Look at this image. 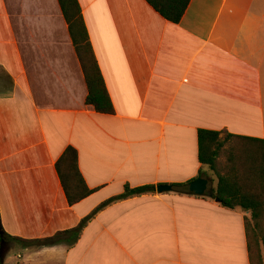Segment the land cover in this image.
<instances>
[{
	"label": "crops",
	"instance_id": "obj_1",
	"mask_svg": "<svg viewBox=\"0 0 264 264\" xmlns=\"http://www.w3.org/2000/svg\"><path fill=\"white\" fill-rule=\"evenodd\" d=\"M114 111L88 86L58 0H0V215L24 240L51 237L125 187L184 183L111 203L68 246L7 240L3 264H252L242 208L206 196L199 131L264 140V0H191L179 23L146 0H79ZM95 191L70 205L68 147ZM7 251L4 252V247Z\"/></svg>",
	"mask_w": 264,
	"mask_h": 264
},
{
	"label": "trees",
	"instance_id": "obj_2",
	"mask_svg": "<svg viewBox=\"0 0 264 264\" xmlns=\"http://www.w3.org/2000/svg\"><path fill=\"white\" fill-rule=\"evenodd\" d=\"M68 24V30L75 51L81 62L88 86L87 104L93 105L97 111L112 113L114 106L106 86L102 70L90 40V34L79 0H58ZM164 18L179 23L191 0H146ZM233 141L228 149V162L221 169L219 157L226 143ZM199 160L201 164L213 171L217 178V186L206 194L228 209L242 208L250 212L245 217V230L248 241L249 257L252 264H264V140L245 135L225 133L217 130L201 129L199 131ZM64 190L70 205H74L91 195L95 189L88 187L79 168L78 151L70 146L57 162ZM184 183L173 184V191L179 194L192 195L190 184L196 179ZM155 185L130 187L127 185L123 193L110 198L97 207L90 215L73 229L57 232L51 237L35 240H24L10 235L4 228L0 215V264L2 246L7 240L26 243L35 247L76 244L88 222L103 208L113 202L132 196L156 192Z\"/></svg>",
	"mask_w": 264,
	"mask_h": 264
},
{
	"label": "water",
	"instance_id": "obj_3",
	"mask_svg": "<svg viewBox=\"0 0 264 264\" xmlns=\"http://www.w3.org/2000/svg\"><path fill=\"white\" fill-rule=\"evenodd\" d=\"M208 188V179L200 177L190 184V191L194 195H205ZM157 191L160 193L173 191V186L170 184L158 185ZM216 201H219L216 199Z\"/></svg>",
	"mask_w": 264,
	"mask_h": 264
},
{
	"label": "rangeland",
	"instance_id": "obj_4",
	"mask_svg": "<svg viewBox=\"0 0 264 264\" xmlns=\"http://www.w3.org/2000/svg\"><path fill=\"white\" fill-rule=\"evenodd\" d=\"M222 137H225V134ZM232 143H233V141L227 142L225 147L221 150L220 157H219V167L221 169H223V167L226 166V164L228 162V154L227 153H228V149L230 148V145ZM209 173H210V176H211V186H212V188H216L217 182H218V178H217L216 174L213 171H211L210 169H209ZM5 251H7V247L6 246L4 247V252Z\"/></svg>",
	"mask_w": 264,
	"mask_h": 264
}]
</instances>
